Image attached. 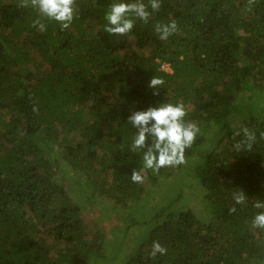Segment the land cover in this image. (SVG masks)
<instances>
[{
    "label": "trees",
    "instance_id": "obj_1",
    "mask_svg": "<svg viewBox=\"0 0 264 264\" xmlns=\"http://www.w3.org/2000/svg\"><path fill=\"white\" fill-rule=\"evenodd\" d=\"M111 3L76 0L69 29L41 32L33 9L0 0V264H264L251 225L264 211V0H161L127 36L104 31ZM177 102L200 129L186 162L145 170L128 117ZM243 128L251 151L234 148ZM98 199L123 212L107 254L103 229L85 228ZM154 241L166 254L150 256Z\"/></svg>",
    "mask_w": 264,
    "mask_h": 264
},
{
    "label": "clouds",
    "instance_id": "obj_2",
    "mask_svg": "<svg viewBox=\"0 0 264 264\" xmlns=\"http://www.w3.org/2000/svg\"><path fill=\"white\" fill-rule=\"evenodd\" d=\"M252 3L254 0H249V4ZM160 4L161 0H148L147 5L144 0H113L105 13L107 24L104 31L117 36H127L133 29L135 20L148 22L151 16L149 6L152 12H157ZM18 6L31 8L36 12L37 18L32 21L31 26L41 32L46 29L45 21L56 22L62 31L69 29L77 15L76 0H19ZM154 31L159 39L167 40L178 31V25L175 20L167 24L157 23ZM163 84L164 80L155 76L149 81V87L154 90V95L159 94L157 90ZM186 115L185 106L177 102L150 106L146 110L135 111L128 117V122L137 129L130 146L131 150L138 152L140 149H146L142 154L143 169H151L158 173L161 168L176 167L186 162L185 150L192 146L200 132L196 124L185 121ZM242 135L243 139L234 145L235 150L251 151L256 141V133L243 128ZM260 137L264 139V132L260 133ZM131 180L134 183H143L144 176L138 171H133ZM233 200L234 204L243 205L246 203V196L239 191L233 194ZM253 207L264 209V203L257 200ZM235 211V206L229 209L230 213ZM251 225L254 229H264V211L254 216ZM166 252L164 246L154 241L150 256L154 258L158 253L164 255Z\"/></svg>",
    "mask_w": 264,
    "mask_h": 264
},
{
    "label": "rangeland",
    "instance_id": "obj_3",
    "mask_svg": "<svg viewBox=\"0 0 264 264\" xmlns=\"http://www.w3.org/2000/svg\"><path fill=\"white\" fill-rule=\"evenodd\" d=\"M71 177L75 178L76 176L73 173H71ZM165 181H167V180H165ZM74 192H76V189H74L73 192L70 193L71 197L76 196V194ZM95 204L96 205H94V208H96L97 210L93 212V215L97 216V214L98 215L101 214L102 216L107 217V219L105 220V219L99 218V220L102 224L100 226V224H98L99 221L97 220V217H94V216L90 217L88 214L85 216V221H86L85 228H86V231L89 233L90 232L93 233L97 228L103 229V232L106 233L105 239L107 241L106 242V254H107V251L109 250V248L112 244L111 233L108 230L113 228V224H115V223L117 225L119 224L120 220L117 217L121 216V214H123V212H121L122 210H120L121 208H119L118 206L113 205V207H112V202H110V201L98 199ZM140 231H141L140 226L136 224L130 228L129 236L133 237L136 234H138ZM116 263H118V262H116Z\"/></svg>",
    "mask_w": 264,
    "mask_h": 264
},
{
    "label": "built area",
    "instance_id": "obj_4",
    "mask_svg": "<svg viewBox=\"0 0 264 264\" xmlns=\"http://www.w3.org/2000/svg\"><path fill=\"white\" fill-rule=\"evenodd\" d=\"M161 68L164 69V70H166V71L169 70V67H168V65H166V64H162V65H161Z\"/></svg>",
    "mask_w": 264,
    "mask_h": 264
}]
</instances>
